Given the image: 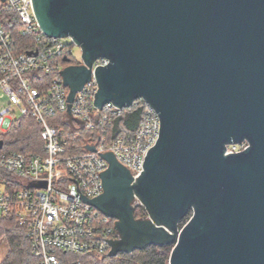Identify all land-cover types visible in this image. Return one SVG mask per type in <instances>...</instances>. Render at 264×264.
<instances>
[{
	"label": "water",
	"instance_id": "obj_1",
	"mask_svg": "<svg viewBox=\"0 0 264 264\" xmlns=\"http://www.w3.org/2000/svg\"><path fill=\"white\" fill-rule=\"evenodd\" d=\"M31 1L42 34L80 50L59 72L68 113L93 76L98 110L142 100L159 118L137 179L99 154L103 193L79 195L115 220L107 257L172 245L168 264H264V0Z\"/></svg>",
	"mask_w": 264,
	"mask_h": 264
},
{
	"label": "built area",
	"instance_id": "obj_2",
	"mask_svg": "<svg viewBox=\"0 0 264 264\" xmlns=\"http://www.w3.org/2000/svg\"><path fill=\"white\" fill-rule=\"evenodd\" d=\"M8 28H17L26 43L23 51L18 52ZM74 47L70 38L42 34L31 0H0V222L13 218L25 229L34 264H82L78 256H107L110 246L104 240L118 239L115 220L83 203L79 195L91 200L103 193L99 174L108 165L100 155L112 153L135 180L143 170L147 151L158 139L159 118L142 100L130 108L107 103L98 110L93 105L98 90L93 76L67 112L68 89L59 72L65 68L61 60L76 61ZM76 62L83 64L81 59ZM107 64L106 59L96 60L92 74L96 67ZM39 74H50L47 84L38 82ZM139 103L143 104L137 130L108 139L105 128ZM24 117H31L39 126L41 153L10 151L4 145L2 138ZM97 129L101 135L90 137L80 147L72 142L73 137ZM246 147V142L229 145L226 154ZM69 179L77 182L80 193Z\"/></svg>",
	"mask_w": 264,
	"mask_h": 264
},
{
	"label": "trees",
	"instance_id": "obj_3",
	"mask_svg": "<svg viewBox=\"0 0 264 264\" xmlns=\"http://www.w3.org/2000/svg\"><path fill=\"white\" fill-rule=\"evenodd\" d=\"M8 29L13 34L18 52L23 51L26 43L19 37L17 28ZM61 62L64 67L77 65L75 60H70L68 63H64L62 60ZM50 78V74H39L36 79L40 84H47ZM142 104L139 103L137 106L125 110L109 127L105 128L108 139L111 140L123 133L131 134L137 130L141 122ZM56 122L60 123L59 117ZM39 132L40 129L36 122L31 117H24L15 121L9 133L2 139L5 147L10 151L41 153L42 144ZM100 132L101 129L95 130L94 133L83 132L80 136L73 137L72 142L80 147L90 137L100 136ZM190 216L189 212L180 223V227ZM145 217L144 208L138 204L134 205V218L143 219ZM171 249L172 245H152L130 254H118L112 258L107 256L101 259L93 258V256H78V258L82 264H168ZM0 264H34L30 242L25 236V229L13 218H5L0 222Z\"/></svg>",
	"mask_w": 264,
	"mask_h": 264
},
{
	"label": "rangeland",
	"instance_id": "obj_4",
	"mask_svg": "<svg viewBox=\"0 0 264 264\" xmlns=\"http://www.w3.org/2000/svg\"><path fill=\"white\" fill-rule=\"evenodd\" d=\"M72 52H73V56L75 57L76 61H79L80 60V50H79V48L78 47H74L72 49ZM93 258H95V257H93Z\"/></svg>",
	"mask_w": 264,
	"mask_h": 264
}]
</instances>
